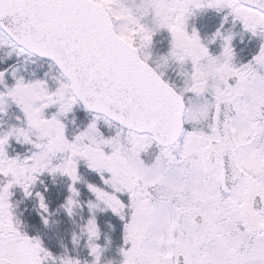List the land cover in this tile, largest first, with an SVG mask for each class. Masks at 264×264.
Returning <instances> with one entry per match:
<instances>
[{"label":"snow or ice","instance_id":"1","mask_svg":"<svg viewBox=\"0 0 264 264\" xmlns=\"http://www.w3.org/2000/svg\"><path fill=\"white\" fill-rule=\"evenodd\" d=\"M0 264H264V0H0Z\"/></svg>","mask_w":264,"mask_h":264},{"label":"trees","instance_id":"2","mask_svg":"<svg viewBox=\"0 0 264 264\" xmlns=\"http://www.w3.org/2000/svg\"><path fill=\"white\" fill-rule=\"evenodd\" d=\"M45 184L49 186L48 197L52 209L55 210L56 207H58L59 203L62 202L64 195H66V192L63 190L62 186L57 187L55 185H52L50 178H47L45 180ZM40 190L43 191V186ZM22 207L28 209V211L25 212L24 219L26 223L29 225L30 234L42 235V232H44L43 224L39 220L38 216L34 211V204L31 201H27ZM61 219L64 220V224L59 236L56 233L50 231H47V234L56 235L57 238H60L61 236L67 234V232L70 230V224L66 221L65 218L61 217ZM118 235L119 233H117V236ZM43 240L45 242V245L49 247L51 250L57 252L60 250L59 246L53 243L48 235Z\"/></svg>","mask_w":264,"mask_h":264},{"label":"rangeland","instance_id":"3","mask_svg":"<svg viewBox=\"0 0 264 264\" xmlns=\"http://www.w3.org/2000/svg\"><path fill=\"white\" fill-rule=\"evenodd\" d=\"M217 20V18L215 16H203L201 17L198 21H197V25L200 28L202 35L209 33L211 28L213 27L215 21ZM213 30V29H212ZM238 43V52H241L245 55H250L255 48V42L249 40L248 38H246V42L243 45H240L239 42ZM44 229V232H42L41 238L44 239L47 235L50 237L51 241L53 243H55L57 246H59V238L56 237V235H51V234H47V229Z\"/></svg>","mask_w":264,"mask_h":264}]
</instances>
